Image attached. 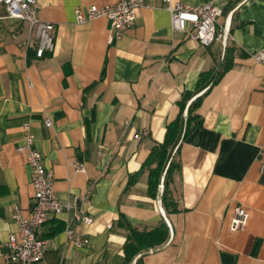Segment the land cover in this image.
Instances as JSON below:
<instances>
[{
    "label": "crops",
    "instance_id": "crops-1",
    "mask_svg": "<svg viewBox=\"0 0 264 264\" xmlns=\"http://www.w3.org/2000/svg\"><path fill=\"white\" fill-rule=\"evenodd\" d=\"M117 1L38 0L37 17L54 25L55 42L40 57L34 44L25 45L27 23L0 4V264H17L4 249L17 230L13 208L28 215L34 203L30 169L17 150L26 121L54 171L57 196L71 200L87 190L93 217L90 225L71 212L45 222L37 264H123L121 214L138 229L164 221L169 231L130 264L138 257L143 264H264V58L252 55L264 51V0H170L222 8L217 28L226 25L229 36L208 45L172 30L166 0H142L133 25L111 41L106 17L75 20L76 6ZM226 46L232 64L202 98V125L180 143L171 185L178 210L166 212L163 176L156 197L148 194L146 172L126 188L128 176L163 141L182 91L218 68ZM239 205L248 218L231 231ZM66 226L88 243L72 246Z\"/></svg>",
    "mask_w": 264,
    "mask_h": 264
},
{
    "label": "built area",
    "instance_id": "built-area-1",
    "mask_svg": "<svg viewBox=\"0 0 264 264\" xmlns=\"http://www.w3.org/2000/svg\"><path fill=\"white\" fill-rule=\"evenodd\" d=\"M37 1L0 0V4L4 6L8 17L27 23L29 34L25 45L34 44L35 54L40 57L46 51H52L55 42L54 25L50 22H42L37 17ZM166 1L172 30H188L189 35L202 45H208L215 40L225 42L228 38L229 32L226 25L222 26L220 31L217 28L218 18L222 14V8L218 4L210 1L191 6ZM141 6L142 0H119L102 6L96 4L85 7L76 6L74 14L75 20L79 23L97 17H106L113 30V33L108 36V41H111L133 25ZM252 55L256 60H262L264 51H258ZM44 124L47 127L51 126V119L46 117ZM22 132V142L17 146V150L23 153L30 169L29 177L34 203L28 215H24L19 207L13 208L12 216L17 224V230L8 236L4 248L11 253L12 259L17 264H37L43 256L45 240L42 236V226L45 222L56 215L71 212L75 220L84 225H90L93 217L88 213L91 200L87 190L75 194L71 200H62L57 196L54 190V171L44 164L42 154L35 147L30 122H23ZM76 167L82 170L80 165ZM247 218L248 213L245 208L241 205L236 206L229 229L242 230ZM64 234L66 241L74 247H82L88 243V239L77 229L66 226Z\"/></svg>",
    "mask_w": 264,
    "mask_h": 264
},
{
    "label": "trees",
    "instance_id": "trees-1",
    "mask_svg": "<svg viewBox=\"0 0 264 264\" xmlns=\"http://www.w3.org/2000/svg\"><path fill=\"white\" fill-rule=\"evenodd\" d=\"M231 64L230 47L226 46L224 57L218 64V68L202 71L198 75L194 88L182 91L177 101V115L166 123L163 141L156 142L142 162L140 169L128 176L126 188L134 184L143 172H146L148 194L156 197L158 186L163 176L162 205L166 212L178 210L177 201L173 196L171 188L173 173L179 168V163L175 159V156L183 138L190 131L202 125V116L197 111L202 98ZM184 111H186L185 116ZM119 220L120 224L127 231L122 248L123 264H130L138 254L160 246L168 238L169 231L164 221L150 229H138L132 226L123 214L120 215ZM135 264H143L141 257L136 259Z\"/></svg>",
    "mask_w": 264,
    "mask_h": 264
}]
</instances>
